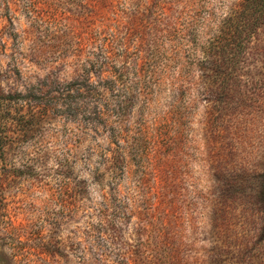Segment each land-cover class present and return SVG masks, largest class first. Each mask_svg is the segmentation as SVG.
I'll return each instance as SVG.
<instances>
[{"label": "rangeland", "instance_id": "1", "mask_svg": "<svg viewBox=\"0 0 264 264\" xmlns=\"http://www.w3.org/2000/svg\"><path fill=\"white\" fill-rule=\"evenodd\" d=\"M243 9L0 0V264H264V22L228 116L203 75Z\"/></svg>", "mask_w": 264, "mask_h": 264}, {"label": "trees", "instance_id": "2", "mask_svg": "<svg viewBox=\"0 0 264 264\" xmlns=\"http://www.w3.org/2000/svg\"><path fill=\"white\" fill-rule=\"evenodd\" d=\"M264 22V0H244V9L238 13V16L234 22V26H232V34L229 27L231 23L227 26V30H223L219 40L212 42L206 52H205V65L209 68V73L204 71V74L207 78V81L211 86H216L220 94L219 103L224 105L223 99L229 94L228 88H230V84H232L231 75L229 72V68H233L236 64L237 60L242 52L243 38L249 37L251 34H255L260 27V24ZM102 83V82H101ZM100 85L87 84L85 87V94L90 101L93 99L97 101L95 97H97L98 101H103L104 93L99 91V89L104 88L106 90L105 93L113 95L116 93L117 88H115V84L111 81L107 83H102ZM115 97V96H114ZM93 111V114L97 116L99 123L102 122V127L105 130H113L114 121L111 120L112 110L107 107L108 103L104 106L101 104L100 110H98L99 105ZM103 106V107H102ZM105 107V109H103ZM221 115L224 118L228 116L224 113L225 107H220ZM237 116V115H236ZM224 130V128H223ZM261 192H264V182L260 186Z\"/></svg>", "mask_w": 264, "mask_h": 264}]
</instances>
